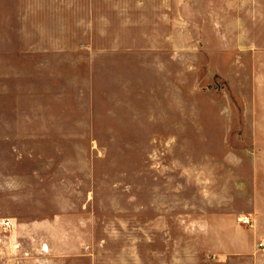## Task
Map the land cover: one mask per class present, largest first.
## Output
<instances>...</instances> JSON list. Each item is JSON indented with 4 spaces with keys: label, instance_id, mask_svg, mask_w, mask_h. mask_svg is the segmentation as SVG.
<instances>
[{
    "label": "rangeland",
    "instance_id": "1",
    "mask_svg": "<svg viewBox=\"0 0 264 264\" xmlns=\"http://www.w3.org/2000/svg\"><path fill=\"white\" fill-rule=\"evenodd\" d=\"M259 161L264 0H0V264H212Z\"/></svg>",
    "mask_w": 264,
    "mask_h": 264
},
{
    "label": "crops",
    "instance_id": "2",
    "mask_svg": "<svg viewBox=\"0 0 264 264\" xmlns=\"http://www.w3.org/2000/svg\"><path fill=\"white\" fill-rule=\"evenodd\" d=\"M264 170V162H256V182L261 180V172ZM264 177V174H263ZM264 179V178H263ZM252 223L251 229L245 234L248 237L246 243L238 244L235 249L230 246L216 257L212 264H264V193L260 190L256 193V208L252 215L245 216ZM19 216L17 214L0 215V256L3 254L14 255L16 253L19 228ZM9 220L11 226L5 228L4 222Z\"/></svg>",
    "mask_w": 264,
    "mask_h": 264
},
{
    "label": "built area",
    "instance_id": "3",
    "mask_svg": "<svg viewBox=\"0 0 264 264\" xmlns=\"http://www.w3.org/2000/svg\"><path fill=\"white\" fill-rule=\"evenodd\" d=\"M242 219H243L244 222H250L248 220V218H242ZM10 226H11V222L9 220H7V221L4 222V227L5 228L10 227ZM260 245L264 247L263 242H261Z\"/></svg>",
    "mask_w": 264,
    "mask_h": 264
}]
</instances>
